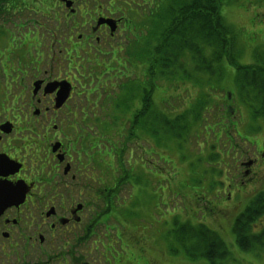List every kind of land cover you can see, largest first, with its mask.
I'll use <instances>...</instances> for the list:
<instances>
[{
    "label": "rangeland",
    "instance_id": "1",
    "mask_svg": "<svg viewBox=\"0 0 264 264\" xmlns=\"http://www.w3.org/2000/svg\"><path fill=\"white\" fill-rule=\"evenodd\" d=\"M8 1L0 0V15L3 6H9ZM15 1L22 4V7L19 8L22 9L23 14L26 11L30 17L21 15L19 18L11 16L5 18L4 23L0 22V33L4 30L13 32V37L16 40L15 47L19 48L22 46L21 44L25 43V48L31 56L37 53L34 50H29L28 43L33 42L31 36L40 38L43 41L42 45L47 58L51 60L48 62L50 64L48 69L53 68L57 71L58 66L63 65L66 72L68 66L69 73L74 75L81 84L86 85V100L82 97L75 98L74 94L70 96V85L66 83L59 84L64 87V90L63 94L54 100L55 102H51L49 98L42 99L41 95L37 94L38 91H34L33 98H31V84L33 82L35 84L47 76L37 75L30 71L28 75H23L22 72L27 63L22 58L14 60L11 54L13 61L8 60L11 63H5L3 68L0 66V127H17L21 124L22 126L25 124L23 127H27L34 123L40 124L39 127H44L42 124H47L49 125L47 134L51 140L53 136L57 135L53 131L52 125L57 126V133L66 131V128L71 125L77 127L70 142H67L63 135L60 139L64 145L67 142L68 146L80 143L88 153L90 161L87 163L88 159H83L82 163L77 165L79 168L82 165L89 171L87 163L92 169V174L88 173L90 181L93 180L91 181L92 186L90 185L92 190L89 189L83 200L88 204H103L106 220L104 225L110 227V231L103 240L99 236L93 237L89 241V246L96 244V251L91 252L90 250L92 257L87 258V261L90 264H108L105 258H113L120 254L122 258L119 256L117 264H208L204 260L192 261L187 257L183 247L178 245L176 236L182 233L183 224L188 222L191 225H196L194 221L198 217L200 218V215V219L203 220L207 211L211 210V213L214 214L221 210V208L213 206L214 192L209 187L212 186L217 175H211V172L216 171L218 175L222 176L224 170L225 180L227 177L229 181L227 187L219 191L223 192V190L229 189L228 191L232 194L236 187V177L238 176L237 179L241 180L242 176L238 175L240 167L237 171L236 167L231 164V160H226L225 156L218 160L219 164L215 166H208L207 160L201 161L200 156H205L206 148L215 145V151L228 153L235 159L238 166L247 163L253 164L250 169L251 173H258L259 177L261 175L260 184L264 183V136L256 140V146L253 148L248 147L244 137L241 136L243 130L248 136V127H253V123L248 117L250 107L246 105V108L240 105L235 99L237 89L231 84V77H234L235 70L230 69L232 72L227 73L223 90L215 84L208 87L199 85V89L209 92L215 101L210 105L208 113L203 114L200 122L193 126L197 128H193L186 135V139L182 141L173 139L178 141L175 144L169 139L172 129L169 127L176 126L180 129L183 124L173 122L174 126L166 127L167 130L163 132L164 127L162 124L157 126V121L159 120L163 124L168 123L167 119L172 121L180 113L194 107L193 104L199 98L200 91L193 88L195 83L187 82L184 79L187 73L194 70L195 63H200L202 54L193 49L191 52L195 57L186 50L180 52V56L177 58L170 54L169 58L174 59L169 67L179 69L174 78L168 76L172 73L171 70L163 72L159 66V70L156 68V74V71H147V67H149V61L157 55L154 50L158 45V36L171 19L168 11L178 7V2L167 3L169 0H159L165 1L160 4L158 0H95L99 1L98 5H90L86 8L88 10L81 8L78 10L79 3L84 0H32L42 10L41 15H35L31 8H28L27 11V7L24 5L26 0ZM114 1L117 3L113 6ZM208 1L212 2V0ZM111 3L110 17L107 20L103 19L100 25L108 26L107 23L112 22L115 27H120V31L123 33L121 35L117 33L113 39L104 38L102 30L94 31L91 34L88 26L97 30L92 21L96 18V13L105 17L106 13L104 14V12ZM54 4L55 7H53ZM217 4H221L217 10L221 16L218 23L222 18L225 26L233 29L234 36L236 34L239 36L236 40L229 41L232 43L234 60L243 65V70L248 71V74L251 71L253 74L256 73L257 77H262V73L256 68H261L263 61L261 58L262 61L258 62V55L264 54V0H218ZM158 10H161L162 19L161 22L159 21V31L154 25V18L149 14L150 12L157 14ZM187 14L184 16L186 17ZM107 15L109 16V14ZM209 24L211 29L213 26L216 27L212 23ZM46 27L55 29L54 37L48 36ZM34 30L37 32L36 35H34ZM181 30L184 35L179 36L180 38L188 35L182 27ZM197 30L202 32L199 27ZM70 31L74 40L80 35V41H85L87 35V40L91 39L93 43L91 49L83 47L82 51H77L78 55L76 56L74 53L67 52L68 49L65 45L62 47L63 44L52 47L55 45L54 42L65 40ZM224 32L226 40L230 37V33L229 30ZM73 33L74 35H72ZM220 34H223V31L211 38H219L223 42L220 39ZM48 38H50L49 41ZM95 39H99L97 44L94 42ZM0 41V51L4 46L9 47L12 43L10 39L0 38ZM192 43L202 44L201 41L192 42L186 37L185 44ZM111 45L113 48H110ZM13 48L5 55L12 53ZM166 50L169 48L167 47ZM213 51L212 48L206 49L205 53ZM167 55L166 53L162 61H166ZM204 56L209 58V55ZM52 57L54 58L52 59ZM59 60H64L65 63L57 64ZM46 65L39 68L40 71ZM254 66L256 68H253ZM249 68L251 69L249 70ZM63 69H61V78L64 77ZM91 69H94L100 78L90 82L86 76L88 70ZM199 74L200 72L196 76ZM66 77L72 78L69 75ZM217 79L218 77L214 76V83ZM20 82H24L23 90L18 88ZM135 83H138V87L133 89L132 98L121 97L122 94H131V90H124L128 87L127 85ZM71 85L74 87L75 84L71 81ZM254 95L256 97L246 94L245 100H248V104L258 108L260 100L258 97H262V94L255 93ZM146 99L149 101L145 109L143 105ZM37 100L43 102L42 105ZM216 101L227 110H233L230 119L232 118L234 123L227 125L228 119H225L224 123L226 124L218 127V119L215 118ZM45 104L49 107L47 112L44 111V108H47ZM118 104L120 109L113 110V106ZM98 118L101 119L100 123H96ZM114 118L118 121V127H112ZM132 122L133 124H131ZM143 123L148 124L152 134L151 132L148 136L142 134V127L145 126ZM204 125L215 128L213 130L212 128L206 129ZM258 125L259 123H256V126ZM224 128L227 130V134L224 133ZM130 129L132 135L138 134L139 140L130 141L127 133ZM11 131L9 129V133ZM208 133L213 134H209L207 137ZM158 138L160 142L157 141ZM231 138L234 139V142ZM152 139H154V143ZM2 140L4 139L2 138ZM51 142L52 144L56 143L57 138L55 137V140ZM121 144L127 148L122 154V158ZM178 145L181 147L178 148ZM241 148H245L247 152H242ZM115 149L118 150L115 156L121 158L123 162L121 166L124 169L121 179H117L120 174L119 167L116 168L110 156ZM94 163H98L101 170H97V165L95 166ZM7 165L4 159L0 160L2 169L5 167L4 169L7 170ZM93 166L95 167L93 168ZM235 171L237 173L231 176ZM6 184L3 186L0 182V187L7 192L9 187ZM249 188L252 190L251 187ZM222 192L218 196V201H222L221 199L224 198ZM15 202L12 196L6 193L3 208L10 207ZM86 203H84L85 206ZM222 211L224 219L219 218L218 221L210 224V226H214L216 223L215 226L219 227L217 229L208 227L222 235L231 236L232 240L226 239V241L232 245L231 252L236 261L234 264H264V253L247 254L235 246L232 233L234 219H228L231 210L226 208ZM21 215L20 219L26 218L25 213H21ZM198 220L195 222L200 221ZM73 248H77V246L73 245ZM120 258L123 263L119 262ZM109 264H114V260H109Z\"/></svg>",
    "mask_w": 264,
    "mask_h": 264
},
{
    "label": "flooded vegetation",
    "instance_id": "2",
    "mask_svg": "<svg viewBox=\"0 0 264 264\" xmlns=\"http://www.w3.org/2000/svg\"><path fill=\"white\" fill-rule=\"evenodd\" d=\"M93 4L98 5L99 1H81L78 10L80 8L88 10L86 8ZM57 5H59L58 2ZM108 7L109 10L104 12L105 17L96 13V18L92 20L97 30L87 26L91 34L102 30L104 38L113 39L117 33L121 35L123 32L112 22L107 23L108 26L100 25L103 19L107 20L110 17L112 7ZM45 29H47L46 33H49L48 36H55L54 28L46 27ZM34 33V35L37 34L36 30ZM34 37L31 36L33 42H29L28 46L30 51L34 50L37 53L31 56V60H24L27 67L22 74L28 75L30 71L47 77L31 84V98L34 91H38L37 94H40L42 99L49 98L52 102L63 94L64 87L59 85L62 83L70 85V96L74 94L75 98H86V85L81 84L74 75L69 73L68 66L66 72L63 65H59L57 71L53 68L48 69L50 65L48 62L51 60L47 58L42 45L43 41ZM86 37L85 41H80V35L74 40L70 31L65 40L59 42L55 39L57 42H54L55 45L52 44V47L63 44L62 47L65 45L67 52L77 56V51H82L81 48L91 49L92 40H87ZM94 42L97 44L99 39H95ZM21 45L19 48L26 50L25 43ZM110 48L113 46L111 45ZM41 62V65L35 66L36 63ZM62 62L65 63L64 60H59L57 64ZM45 65L46 67L40 71L39 68ZM61 69H63L64 77L69 75L72 78H61ZM56 72L58 75L54 74ZM71 81L75 84L74 87ZM20 83L18 88L23 90L24 82ZM37 102L40 105L43 103L40 100ZM48 110V106L44 108L45 112ZM39 125L34 123L27 127H23L25 124L17 125V127H0V160L4 159L8 164L7 170L4 169L5 167L2 169V165L0 167V182L3 186L7 183L12 199L16 201L10 207L3 208L6 191L0 187V264H90L87 258L92 257L90 250L96 251V244L89 246V241L99 236L103 240L110 231V227L104 225L106 222L104 205L88 204L83 200L89 189L92 190L91 181L93 180L90 181L88 177V173L92 174L91 166L87 164L90 161L89 155L80 143H74V146L67 145L77 131L74 125L58 133L57 126L52 125L53 131L57 134L52 140L47 134L49 125L42 124L44 127ZM9 129L12 130L11 133ZM61 135L67 140L65 145L60 139ZM55 137L57 142L52 144L51 141L55 140ZM83 159H88L86 165L89 171L82 165L80 168L77 167ZM94 165H97V170H101L98 163ZM13 176L15 178H12ZM248 181L254 182L251 179ZM84 203L87 205L85 206ZM21 213H25L26 218L20 219ZM73 245L77 248H73Z\"/></svg>",
    "mask_w": 264,
    "mask_h": 264
},
{
    "label": "trees",
    "instance_id": "3",
    "mask_svg": "<svg viewBox=\"0 0 264 264\" xmlns=\"http://www.w3.org/2000/svg\"><path fill=\"white\" fill-rule=\"evenodd\" d=\"M171 1L178 2L179 5L178 7H175L171 10L167 9L169 10L168 14L170 15L171 19L167 26L163 27L162 31L160 32V35L158 36V45L157 48L154 50L155 55H157L149 61V71H156V68H158L159 70L160 66L163 72H165V70H171L172 73L168 76L170 78H174V76H177L176 74H178L179 69L169 67L174 59H170L169 55L173 54L177 58V56H180V52L185 50L186 52H191L192 49L200 51L202 56L200 63H195L194 70H192V72L190 73H187V76L185 78L186 80L191 81L193 77L200 72L199 76H197L199 85H201L202 87H208L212 84H215L221 90H223L222 88L223 85H225V78L227 76V73L230 72L232 69L235 70L234 77H231L232 79L234 78V85L237 89V97L235 99L238 100V103H240V105L244 107L248 105V107H250L251 110H248V117H250V121L253 123V127H257V131H260V133L263 134L264 54L258 55V62L262 61L261 58H263L261 68H256V66L253 67L262 73V77H257L256 73L253 74V72L251 71L250 74H248V71L245 72L243 70L244 66L234 60L232 43H229V41L236 40L237 38H239V36L237 34L234 36L233 29H230L228 26H225L222 18L218 23V20L221 17L219 12L217 11L219 9V5H221L217 4L218 0H212V2H209L208 0H169L167 1V3H170ZM160 2L161 4H163L165 1ZM186 13L188 14L185 17L184 15ZM180 18L182 19V21ZM160 20L162 21L161 10H158L157 14L154 15V25L158 31L160 30ZM209 23H212L216 26H213L214 30L209 28ZM181 27L184 29L185 32L187 31L186 33L188 34L184 38L179 37L184 35V32L181 30ZM198 27L199 29L201 28L202 32L197 30ZM228 30L230 33V37L226 38L225 40L224 31L227 32ZM222 31L223 34H220V39L223 42H221L219 38H211V36L216 35L217 33H222ZM186 37H188V39L192 42L201 41L202 44H185ZM167 47L169 48V50H166ZM211 48L214 51L206 54L205 50H209ZM162 50H165L166 52H163ZM166 53L168 54L167 59L166 61H162ZM192 55L195 57L194 54ZM204 55H209V58L205 57ZM250 69L251 68H249V70ZM214 76L218 77L215 83L213 80ZM255 93L262 94V97H258L260 99L258 103V108L254 105L248 104V100H245L246 94H248L249 96H255ZM148 101L149 99L144 100L145 109L147 108L146 105ZM214 101V98L209 94V92L203 91L201 92L200 98L193 104V108H195V110H192L191 112L180 115L178 117L176 116L175 119L172 118L174 119L172 121H169L167 119L168 123L165 124L158 120L157 126L162 124V126L164 127V132L167 130L166 127L174 126L173 122H178L179 124L182 123L183 125L180 129L176 126L169 127V129H173V132L172 129L170 130L169 139L170 141H173L176 144L178 141L173 139H178L181 141L186 139V135L189 134L193 128H197L193 126L195 125V123L200 122V118H202L203 114L208 113L209 107ZM215 107L217 108L215 118L218 119L217 125L219 128L220 126L226 124L224 123L225 119H228L227 125L234 123L232 118L230 119V116L232 115L231 111L233 110H227L222 105H219L217 101ZM205 122L206 119L204 123ZM256 123H259V125L256 126ZM204 127H206V129L212 128V130L215 128L210 125H204ZM224 133L227 134V130H225V128ZM209 134L213 133H208L206 134V136L208 137ZM177 147L180 148L181 145H178ZM206 150L208 162L216 163L223 156V152H220L219 154L215 151L214 146L206 148ZM211 173L218 175L216 171ZM263 212L264 194L259 195L258 198L253 199L248 204V206H246L245 209L234 219V224L232 227V233L234 235V244L240 251L250 253L258 250V246L264 247V233L257 235L254 234L251 230L253 229V225L257 222V220L260 219V216L263 215ZM220 213L221 211H218V214ZM209 218H212L210 222L218 221L215 220V215L205 216L204 220L208 226H210L211 224L207 222ZM206 224L203 225L201 223H198L196 225H191L188 222L186 224H183L181 230L182 233L179 236H176L180 247H183L185 253L189 256L192 261L204 260L208 264H230L233 261L230 249L231 247L226 244V242L224 241V239H222L218 232L211 230L209 227L206 226ZM215 225L216 223L214 224V226H212V228L217 229V227L219 226Z\"/></svg>",
    "mask_w": 264,
    "mask_h": 264
},
{
    "label": "bare ground",
    "instance_id": "4",
    "mask_svg": "<svg viewBox=\"0 0 264 264\" xmlns=\"http://www.w3.org/2000/svg\"><path fill=\"white\" fill-rule=\"evenodd\" d=\"M41 64H42V62H41V63H36L35 66H38V65H41ZM134 85H135V84L127 85L128 87H126L124 91L131 90V88H132Z\"/></svg>",
    "mask_w": 264,
    "mask_h": 264
}]
</instances>
